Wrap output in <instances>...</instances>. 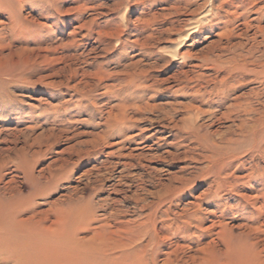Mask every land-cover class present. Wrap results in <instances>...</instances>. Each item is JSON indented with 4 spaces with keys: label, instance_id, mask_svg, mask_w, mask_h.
<instances>
[{
    "label": "rangeland",
    "instance_id": "374dc122",
    "mask_svg": "<svg viewBox=\"0 0 264 264\" xmlns=\"http://www.w3.org/2000/svg\"><path fill=\"white\" fill-rule=\"evenodd\" d=\"M0 3V197L22 219L80 211L68 233L138 230L144 261L119 264H160L168 230L218 217L173 264H264V0Z\"/></svg>",
    "mask_w": 264,
    "mask_h": 264
},
{
    "label": "bare ground",
    "instance_id": "6f19581e",
    "mask_svg": "<svg viewBox=\"0 0 264 264\" xmlns=\"http://www.w3.org/2000/svg\"><path fill=\"white\" fill-rule=\"evenodd\" d=\"M248 25L249 24H247V27ZM186 35L183 39L187 38ZM261 197L264 199V194ZM21 207V200L15 196L8 198L0 197V264H68L70 260L77 257L87 262L90 261L89 263L92 262L93 264H119L124 259L127 260L130 258L129 256L136 257L142 262L144 261L143 259H145L146 247L148 244H141L137 248H134L132 245L136 242V237L140 234L138 230L128 228V235L126 237H121L119 234L116 235V231L113 232V235L110 237L108 235H106L108 236L106 237L97 231H93V234L89 237L79 236L76 231L81 226L87 227L90 219L88 216L85 214L82 215L80 211H78L70 216L65 213L57 215L55 221H53V225L55 226L54 234H50L49 231L46 229L43 230L40 227L39 224L42 221L41 219L32 221L35 219V215L29 216L27 219H22L19 216ZM191 222H189V224ZM67 224L74 226L76 231L68 233L69 231L65 229L66 226H68ZM193 226H196V224ZM197 226L198 231L202 234L196 235L195 237L181 230L184 235L180 236V239H183L184 242L177 237L179 234H177L178 231L176 229L168 230L171 235L167 233L161 237V239H166L167 242L165 243L166 245L163 244L161 248V250L163 249L161 251L163 256L160 259V264H173V262L177 261L179 258L195 261L196 258H200L197 257V252L202 250L201 247H198L201 243V237L211 233V230L214 228L220 229L218 232L221 237L226 231V227L218 217L212 218L210 225L203 226L202 221H200ZM109 233L112 234V232ZM220 240L223 239L221 238ZM62 246H65L66 253L61 252ZM179 253H181V256ZM253 256L256 258V255ZM246 257L248 256L246 255ZM256 259H254V261ZM61 260L63 262H61Z\"/></svg>",
    "mask_w": 264,
    "mask_h": 264
}]
</instances>
